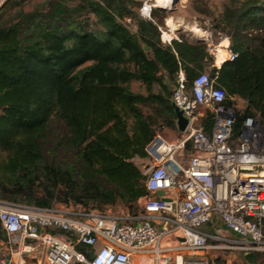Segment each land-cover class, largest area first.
<instances>
[{
	"label": "trees",
	"instance_id": "trees-1",
	"mask_svg": "<svg viewBox=\"0 0 264 264\" xmlns=\"http://www.w3.org/2000/svg\"><path fill=\"white\" fill-rule=\"evenodd\" d=\"M227 1L228 19L262 18L244 36L233 34L235 57L218 68L204 41H160L164 9H151L146 20L129 0H50L46 8L12 14L1 5L0 199L133 209L146 194L133 159H146L144 149L161 125L176 129L170 91L179 71L189 86L208 69L235 110L233 140L244 118L263 121L264 1ZM132 82L145 93L133 92ZM239 100L242 110L234 107ZM200 124L209 134L212 115L206 112ZM5 241L0 226V247Z\"/></svg>",
	"mask_w": 264,
	"mask_h": 264
},
{
	"label": "built area",
	"instance_id": "built-area-1",
	"mask_svg": "<svg viewBox=\"0 0 264 264\" xmlns=\"http://www.w3.org/2000/svg\"><path fill=\"white\" fill-rule=\"evenodd\" d=\"M224 50L232 61L235 54ZM224 100L207 73L187 86L178 72L170 101L188 123L177 139L155 134L146 145V194L134 212L0 199L6 236L0 264H213L207 249L264 255V122L244 118L233 140L235 110ZM206 112L213 119L209 134L200 124ZM216 223L222 233L204 230Z\"/></svg>",
	"mask_w": 264,
	"mask_h": 264
},
{
	"label": "rangeland",
	"instance_id": "rangeland-1",
	"mask_svg": "<svg viewBox=\"0 0 264 264\" xmlns=\"http://www.w3.org/2000/svg\"><path fill=\"white\" fill-rule=\"evenodd\" d=\"M50 0H0V6L6 3L9 8V13L12 14L15 11H30L33 8H46ZM244 0H237V6H241ZM264 1V0H263ZM159 0H129L128 5L131 11L138 17L149 20L151 19L150 9H164L166 12L165 17L162 19V25L160 26V41L162 40L178 39L179 36H183L189 40L205 41V37H208L211 50H215V57L212 55L213 64L216 66V56L219 55L221 49L222 39H228L229 45L233 38V34L244 36L254 26L255 22L262 18V14L253 13L248 15H239L237 18L228 19L224 16L225 8L228 6L227 0H167L164 5H158ZM144 6L149 8L148 14H144L142 10ZM158 19V18H157ZM87 20L90 24L94 23L95 19L92 16H88ZM127 28L130 31H134L133 21L129 19L125 20ZM220 28L221 32L217 28ZM216 28V29H214ZM163 33V34H162ZM162 42V41H161ZM163 43V42H162ZM219 44V46H218ZM228 45V46H229ZM218 51V52H216ZM226 57V54H225ZM209 74L208 69L203 71ZM133 92H139L144 94V88L137 82H132L129 85ZM244 103L242 101H236L234 107L238 110H242ZM144 112L146 110L144 109ZM258 117V116H257ZM262 123V119L258 117ZM61 124L55 123V128H60ZM57 129V130H58ZM158 134L165 141H173L178 138L179 132L177 129H172L166 126H160L156 129ZM133 163L141 168L148 164L147 159H133ZM90 207H92L90 205ZM97 209L110 208L113 211H127L134 212L136 207L129 209L120 203H116L113 206L96 207ZM216 229L220 233L223 232L220 224L216 223L212 226H205L204 230ZM210 230V231H212ZM201 253V252H200ZM205 254L213 264H239L243 261V257L236 255L233 251H215L204 250ZM6 255V251L3 246L0 247V258ZM260 264H264V256H255ZM136 264H142L137 262Z\"/></svg>",
	"mask_w": 264,
	"mask_h": 264
},
{
	"label": "water",
	"instance_id": "water-1",
	"mask_svg": "<svg viewBox=\"0 0 264 264\" xmlns=\"http://www.w3.org/2000/svg\"><path fill=\"white\" fill-rule=\"evenodd\" d=\"M171 106L173 108V112H174V116H175V126L176 129L179 133L183 132L184 129L187 126V119H185L181 112L171 103ZM141 170V172H144L147 169V165L142 166L141 168H139Z\"/></svg>",
	"mask_w": 264,
	"mask_h": 264
},
{
	"label": "bare ground",
	"instance_id": "bare-ground-1",
	"mask_svg": "<svg viewBox=\"0 0 264 264\" xmlns=\"http://www.w3.org/2000/svg\"><path fill=\"white\" fill-rule=\"evenodd\" d=\"M156 1H158V0H156ZM167 0H159V3H157L158 5L160 4V5H164V2H166ZM148 10H149V8L147 7V6H144V9L142 10V12L144 13V14H148L147 12H148ZM151 10V9H150ZM163 38H164V36H163ZM165 38H167V37H165ZM164 38V39H165ZM171 38V37H170ZM170 38H168L167 40H169ZM229 44V42H228V40L227 39H222V46H221V49H220V53H219V55L218 56H216V65L217 66H219L224 60H225V54H226V52H225V50H224V48L227 46ZM216 52H218V51H216Z\"/></svg>",
	"mask_w": 264,
	"mask_h": 264
},
{
	"label": "crops",
	"instance_id": "crops-1",
	"mask_svg": "<svg viewBox=\"0 0 264 264\" xmlns=\"http://www.w3.org/2000/svg\"><path fill=\"white\" fill-rule=\"evenodd\" d=\"M206 37V36H205ZM228 40V39H227ZM162 41V40H161ZM229 42V41H228ZM229 45V44H228ZM227 45V46H228ZM226 46V47H227ZM225 47V48H226ZM217 66V65H216ZM215 66V67H216ZM3 248H4V250H5V244L3 245ZM6 251V250H5ZM238 256H241V255H238ZM255 256H259V254H256V255H247V256H245V257H243V256H241V257H243V261L242 262H240L239 264H260L258 261H257V259L255 258ZM261 256H264V255H261ZM34 263V261L33 260H26V264H33Z\"/></svg>",
	"mask_w": 264,
	"mask_h": 264
}]
</instances>
